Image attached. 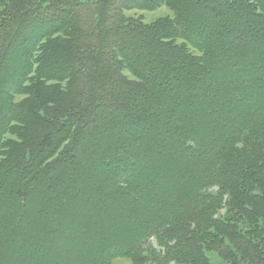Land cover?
I'll list each match as a JSON object with an SVG mask.
<instances>
[{
	"label": "trees",
	"instance_id": "1",
	"mask_svg": "<svg viewBox=\"0 0 264 264\" xmlns=\"http://www.w3.org/2000/svg\"><path fill=\"white\" fill-rule=\"evenodd\" d=\"M87 2L0 0V264H264V0Z\"/></svg>",
	"mask_w": 264,
	"mask_h": 264
},
{
	"label": "rangeland",
	"instance_id": "2",
	"mask_svg": "<svg viewBox=\"0 0 264 264\" xmlns=\"http://www.w3.org/2000/svg\"><path fill=\"white\" fill-rule=\"evenodd\" d=\"M87 1L88 2L86 3V7H89L93 3L94 0H87ZM212 1H214V0H212ZM209 4H211V0H210ZM220 5H222L223 9H225L223 4H220ZM89 10H90L91 14L94 13V15L96 16L95 9L93 7L89 8ZM120 12H121L120 13V17H122L124 19V21H126L128 19L129 21H132L133 23H138V24H140L143 27H150V29L152 27H156L159 22H161V21L164 22L165 20H170V19H173V17H174L173 12L166 6H160V7H157L156 9H151V10H146V9L143 10L141 8H139V9H125V10H122ZM202 13L203 14H207V16H210V19H211V15H210V13L208 11H204L203 10ZM82 22H84V19L82 17H80L79 14H77L76 18L74 19V21L68 27L62 29V31H60L58 33H55V35H53L51 38H49L48 41L51 42V43H52V41H65V43H67L68 42V35L73 33V31H74L73 29H75L74 28V26H75L74 23H76V26L78 27V26H80V24H82ZM95 23L98 24V21L95 22ZM105 25H107L108 27L109 26H113V20H112L111 17H109L107 19ZM89 28H90V26H88V25H86L84 23V24L81 25V30H79V33L80 34H82V33L84 34L86 32V30H88ZM210 29H211L212 32H214L216 30V27L213 24H211ZM236 34L238 35V39H237L238 43H240L239 42V40H240L239 38L247 36V32H245L243 30H240V29L238 30V32H236ZM179 41H181V40H179ZM235 43H236V41H235ZM247 46H249V48H248L249 51L253 50L252 48L254 47V45H250V44H247V45H244V46L240 45V46H238V49L243 53L244 49L247 48ZM262 53H263V51L260 52V54H262ZM243 56L247 57L246 59H250L249 56H246V55L242 54V57ZM220 66L221 65H219V67ZM237 70H238V68L234 69V72L237 71ZM240 74H241V72H240ZM120 75L123 76V78L125 80H128L129 82H132L133 80H135L134 77L129 75L126 70H120ZM219 76L223 80V78L226 76V71L223 69V72L219 73ZM237 79L238 78L236 77L235 81ZM56 88H57L58 91H63L65 89V83L56 84ZM180 115L186 120V118H185L183 113L180 114ZM99 117H100V115H99ZM100 120H101V122H103L102 118ZM77 164L78 165H83V159L82 158H78ZM163 179L166 181V180H169L170 177L168 175H166V176L163 177ZM155 184L156 183H154V185ZM160 186L161 185L159 184V186L157 188H160ZM41 197L47 199L49 197V195H45V196H41ZM114 203L116 204L115 208L112 207V208H109V210L105 209L100 214V221H102V220L106 221V223H104V225H102L100 228H102V227H110L111 224L113 226V223L114 222L117 223V220L120 218L118 215L122 213L121 206H120V204L118 205L119 202H114ZM95 209L96 208H93V210H95ZM84 219H85V217L82 216L80 220L84 221ZM100 228L97 229V230H100ZM25 231L26 230H23V232H25ZM90 239H94V237L93 236H88L87 239L85 238V239H83V241L84 240L87 241V240H90ZM152 241H153V245H156L155 241L154 240H152ZM69 243L70 244H68L66 246V244H64V241L62 240V238L61 239L58 238L56 240V244L57 245H52V244L49 243L50 245L48 244L47 248H49V251L54 256L60 257L59 256V255H61L60 253H63L65 248H70L72 244L74 246L76 241H72V242H69ZM66 255H64V256L68 257L69 259H72L71 258L72 257V253L71 254L69 253L70 256H68V255L66 256ZM130 257L114 258V259L109 261V264H134V262L137 261L138 259H140L141 257L145 258V260L142 262V264H148V261L150 259L151 260L153 259L152 256L146 255L145 253H141V255H137L135 260H134L133 256H130ZM155 264H157V262Z\"/></svg>",
	"mask_w": 264,
	"mask_h": 264
}]
</instances>
